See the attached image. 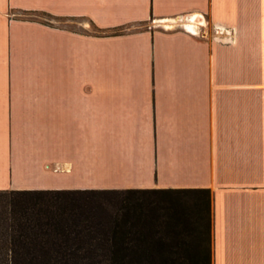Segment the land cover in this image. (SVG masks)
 <instances>
[{"label":"crops","instance_id":"obj_1","mask_svg":"<svg viewBox=\"0 0 264 264\" xmlns=\"http://www.w3.org/2000/svg\"><path fill=\"white\" fill-rule=\"evenodd\" d=\"M257 70L264 0H0V191L206 189L211 264H264Z\"/></svg>","mask_w":264,"mask_h":264},{"label":"trees","instance_id":"obj_2","mask_svg":"<svg viewBox=\"0 0 264 264\" xmlns=\"http://www.w3.org/2000/svg\"><path fill=\"white\" fill-rule=\"evenodd\" d=\"M209 201L206 189L1 190L0 264H211Z\"/></svg>","mask_w":264,"mask_h":264},{"label":"rangeland","instance_id":"obj_3","mask_svg":"<svg viewBox=\"0 0 264 264\" xmlns=\"http://www.w3.org/2000/svg\"><path fill=\"white\" fill-rule=\"evenodd\" d=\"M201 26L203 27L204 24L201 25ZM206 27H207V25H206ZM207 28H208V31H209V26ZM207 28H206V30H207ZM253 72L255 74L254 76H262V77H264V70H259V71L257 70V71H253ZM145 196H150V195H145ZM150 197L151 198H154L155 196L154 195H151ZM177 200H179V202L181 203V205L182 204H185L187 206L192 201V196H190V195L189 196H185V197L177 196Z\"/></svg>","mask_w":264,"mask_h":264}]
</instances>
